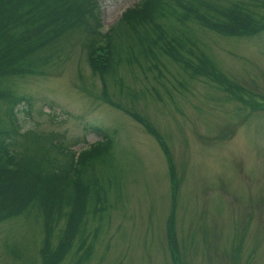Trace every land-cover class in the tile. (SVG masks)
Instances as JSON below:
<instances>
[{"label": "rangeland", "instance_id": "1", "mask_svg": "<svg viewBox=\"0 0 264 264\" xmlns=\"http://www.w3.org/2000/svg\"><path fill=\"white\" fill-rule=\"evenodd\" d=\"M137 1L99 0L100 31ZM230 1L256 4L253 10L264 15L259 4L264 0H219ZM190 30L222 76L248 93L245 100L229 97L224 85L208 77H190L163 57L158 70L119 68L132 96L123 87L119 92L109 75L104 93L80 34L39 73L12 85L30 104L16 107L20 132L55 135L72 151L99 139L93 126L114 140L107 175L120 184L119 199L111 193L88 264H173L166 233L171 209L166 158L142 124L113 104L146 119L172 159L179 183L170 248L181 264H264V104L249 107L253 100L264 101V29L242 37L196 23ZM41 238L40 219L0 220V264H41Z\"/></svg>", "mask_w": 264, "mask_h": 264}, {"label": "trees", "instance_id": "2", "mask_svg": "<svg viewBox=\"0 0 264 264\" xmlns=\"http://www.w3.org/2000/svg\"><path fill=\"white\" fill-rule=\"evenodd\" d=\"M98 1L0 0V220L28 216L40 219L41 264H59L66 257V264H88L93 258L111 193L119 199L121 186L115 177L107 175L115 154L114 140L102 128L90 127L99 139L76 154L55 135L29 130L19 134L16 107L22 102L28 107L30 104L14 92L13 83L39 73L80 34L88 65L92 74L99 76L104 93V76L109 75L119 92L123 87L132 96L133 90L123 86L119 68L158 70L164 65L163 57L190 77H208L224 85L229 97L245 100L248 93L216 69L211 57L199 47L190 24L233 37L258 34L264 29V22H260L264 15L253 10L257 5L244 1L138 0L101 32ZM260 3L264 6L263 1ZM263 104L253 100L249 107L254 110V105L263 108ZM113 105L139 121L157 140L166 158L171 180L168 250L172 263L181 264L179 255L170 248L175 246L171 224L179 183L172 159L162 137L146 119Z\"/></svg>", "mask_w": 264, "mask_h": 264}]
</instances>
